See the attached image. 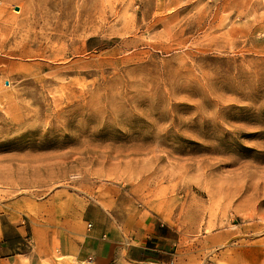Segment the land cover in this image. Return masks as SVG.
I'll list each match as a JSON object with an SVG mask.
<instances>
[{
  "label": "rangeland",
  "instance_id": "1",
  "mask_svg": "<svg viewBox=\"0 0 264 264\" xmlns=\"http://www.w3.org/2000/svg\"><path fill=\"white\" fill-rule=\"evenodd\" d=\"M88 211L264 264V0H0V264H90Z\"/></svg>",
  "mask_w": 264,
  "mask_h": 264
},
{
  "label": "crops",
  "instance_id": "2",
  "mask_svg": "<svg viewBox=\"0 0 264 264\" xmlns=\"http://www.w3.org/2000/svg\"><path fill=\"white\" fill-rule=\"evenodd\" d=\"M97 213L86 212L88 216L86 223L91 227L82 230L77 248L67 253L71 262L76 261L75 256H78L82 261L90 264H110L116 257L123 255L130 261L144 264H165L168 261L169 248L161 243V237L151 235L154 231L147 234L143 230H136L130 235L127 229L114 225L107 214L100 211ZM3 215L2 212L0 214V248L19 246L20 243L17 242L14 245L12 239L14 234L20 239L25 236L23 221H10V224ZM31 233L35 238L34 229H31ZM45 246L43 248L50 250L51 245ZM40 247L41 245L38 246ZM62 248L66 250L65 247Z\"/></svg>",
  "mask_w": 264,
  "mask_h": 264
},
{
  "label": "built area",
  "instance_id": "3",
  "mask_svg": "<svg viewBox=\"0 0 264 264\" xmlns=\"http://www.w3.org/2000/svg\"><path fill=\"white\" fill-rule=\"evenodd\" d=\"M87 227H88V228H90V227H91V225H88Z\"/></svg>",
  "mask_w": 264,
  "mask_h": 264
}]
</instances>
